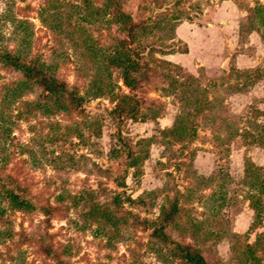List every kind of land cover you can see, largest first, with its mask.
I'll return each instance as SVG.
<instances>
[{
	"label": "rangeland",
	"instance_id": "rangeland-1",
	"mask_svg": "<svg viewBox=\"0 0 264 264\" xmlns=\"http://www.w3.org/2000/svg\"><path fill=\"white\" fill-rule=\"evenodd\" d=\"M118 1L129 19L112 0H0V43L14 47L15 17L28 18L31 55L84 96L80 106L52 115L61 122L53 140L34 143L28 121L15 127L29 145L14 151L6 171L37 209L14 212L13 258L3 263L0 255V264H189L176 242L210 264H264V190L257 193L264 170L255 169L264 168V10L250 11L264 0ZM41 15L60 26L48 27ZM183 24L199 28L192 55L211 58L221 45V61L207 68L169 59L188 48L175 35ZM113 43L139 60L131 91L117 67L98 68L105 59L89 48ZM1 68L7 78L20 75ZM96 78L115 93H132L135 108L121 102L124 111L110 115L117 97L94 93ZM176 120L187 130L165 131ZM134 156L135 173L128 166ZM250 191L262 202L257 217ZM159 224L168 240L156 235Z\"/></svg>",
	"mask_w": 264,
	"mask_h": 264
},
{
	"label": "trees",
	"instance_id": "trees-1",
	"mask_svg": "<svg viewBox=\"0 0 264 264\" xmlns=\"http://www.w3.org/2000/svg\"><path fill=\"white\" fill-rule=\"evenodd\" d=\"M112 1L116 10L118 9L117 14L122 15L125 19H129L130 14H127V12L121 9L120 2L118 0ZM250 9V11L253 12L254 10H264V7L254 6ZM40 18L50 28L60 26L58 21L55 25L50 23L51 21L46 16L41 15ZM257 19H259V17ZM15 20L14 23L17 27L13 31L15 34L13 39L16 44L11 48L4 43H0V255L4 256L2 258L4 260L3 263L13 258L12 253H10V245L7 244V241L15 236V227L13 223L14 212L31 213L37 209L36 204L31 198L19 192L18 189H20V186L18 182L11 173L6 171V167L14 151L23 153L27 151V146L29 145V141L26 145L19 141L15 133V127L19 125L18 122L21 120L28 121V128L34 130V134L31 136L34 143L53 140L60 136L59 130L61 122L58 118L52 119V115L60 111H69L72 107L78 105L80 106L84 99V96L78 93L75 87H68L64 80H60L56 76L55 72H53L54 70L51 71L50 63L45 60H40L38 56L33 57L31 55L33 30L30 26H27L31 24V21L28 18L16 17ZM259 21L260 24L264 25L263 18ZM121 27L123 29L125 26L122 25ZM1 36L4 37L5 34L0 32V38H2ZM89 48L92 49L94 55L99 54L107 62L101 61L102 64H99L98 68L103 66V68L106 69L105 65H108V63L112 67H117L120 71L123 84L130 91L135 88L138 82L137 73L140 72L141 66L138 59L131 57L130 53L134 54L133 50L131 51L129 47L124 48L115 43L110 44L107 49L102 50L94 49L92 46ZM135 55H139V52L137 51ZM1 65L8 69L19 71L20 75L16 78H7L2 72ZM100 75L103 74L100 73ZM96 81L99 83L96 85L94 93L109 91H112V95L115 93L112 90L110 81L106 84H103L98 78L94 80V82ZM36 87L39 90L33 98L24 97L26 94L35 91ZM115 96L118 102L115 107L109 111L110 115L113 113L115 114L117 109L120 111L119 114L124 111L125 107L120 105L121 102L128 103V111L133 110L138 103L132 93L120 92L115 93ZM207 102L210 104L209 100H207ZM197 109H202L201 105H198ZM132 115L134 114H130V117ZM112 118L114 119V116H112ZM179 122L180 121L176 120L172 128L165 131L177 130L178 127H180L182 131L187 130V127L185 125H180L182 122ZM261 127L264 129V125ZM189 129L191 128L189 127L188 130ZM233 131L236 132L237 128H233ZM15 139L18 141L15 142ZM137 161L138 159L134 156L128 162V166H132L134 169L133 173L137 171ZM255 169L257 171L256 174L259 172L262 174V170H264V168L260 166ZM259 181L262 180L260 179ZM263 190L264 187L262 185L257 193H261ZM247 199L250 206L254 209V217H257L260 210L258 208H261L262 205L259 195L250 191ZM126 200L128 203L133 202V198L129 195L126 196ZM95 207L100 208L101 206L97 203ZM175 210L176 208L174 207L170 211L163 212V219L171 220L172 213H174ZM43 211L46 214L48 212L46 208H44ZM102 211V215L104 216H107L109 213V210L106 211V209ZM154 229L156 235L160 237V240H168L163 231L162 224H159ZM175 244V248L180 251L181 257L187 263L210 264L200 251L191 248L189 244H180L177 242ZM249 247L251 246L249 245ZM59 262L60 264H69L66 261Z\"/></svg>",
	"mask_w": 264,
	"mask_h": 264
},
{
	"label": "crops",
	"instance_id": "crops-1",
	"mask_svg": "<svg viewBox=\"0 0 264 264\" xmlns=\"http://www.w3.org/2000/svg\"><path fill=\"white\" fill-rule=\"evenodd\" d=\"M212 23L213 22H209L208 21L206 23V25L212 27L213 26ZM188 25L189 24L179 25L175 29L176 38H180L182 41H185L188 44L187 45V47H188L187 50L186 51L171 52V53L168 54L169 59H171L175 63L182 64L185 67H188V66H191V65L193 66V64H197V61L201 65H204L207 68L215 66V63L217 61H219V60L221 61V59H222L221 56H222L223 52L225 51L224 47L222 48V47H220L221 45H219V47H217V49L215 50V51H217V53L215 54V56H213L211 58L208 55H204V54H202V56H199V57L192 55V53H193V42H192V39L194 38V36H192V35L199 28H198V26H196V27L192 26V28H190ZM219 40H220V42L223 41L222 37H220ZM225 59L222 60L223 62H221L222 66H225V63L228 62L229 56H227Z\"/></svg>",
	"mask_w": 264,
	"mask_h": 264
}]
</instances>
